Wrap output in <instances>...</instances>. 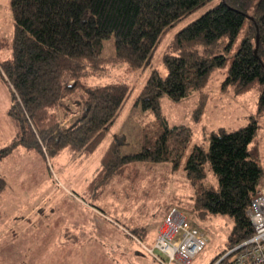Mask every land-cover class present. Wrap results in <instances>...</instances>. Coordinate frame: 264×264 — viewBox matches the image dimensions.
Masks as SVG:
<instances>
[{"label": "trees", "instance_id": "1", "mask_svg": "<svg viewBox=\"0 0 264 264\" xmlns=\"http://www.w3.org/2000/svg\"><path fill=\"white\" fill-rule=\"evenodd\" d=\"M213 1L204 14L174 33L161 57L164 74L153 70L148 75L135 100L151 117L140 129L138 150L121 154L119 144L108 145L87 186L93 198L114 179L133 181L142 165L177 167L191 131L169 124L160 101L178 103L198 94L192 116L198 121L207 104L204 89L211 75L224 67L242 31L223 87L235 95L256 90L257 116H264V0H9L10 56L0 64V74L9 88L7 115L15 136L0 149V160L17 147L45 158L64 150L73 156L92 154L130 88L122 80L90 86L88 79L105 78L118 66L141 71L167 32ZM109 39L111 54L104 58L103 44ZM76 94L79 99L71 111L63 102ZM68 118L72 120L63 125ZM257 130L255 120L236 130L218 128L184 161L185 180L194 190L191 215L196 220L226 217L231 223L226 249L211 264H232L238 251L224 256L253 235L249 210L264 177ZM208 171L216 185L206 181ZM2 188L0 179V193ZM125 230L137 241L146 237L143 226Z\"/></svg>", "mask_w": 264, "mask_h": 264}, {"label": "rangeland", "instance_id": "2", "mask_svg": "<svg viewBox=\"0 0 264 264\" xmlns=\"http://www.w3.org/2000/svg\"><path fill=\"white\" fill-rule=\"evenodd\" d=\"M8 2L0 0V64L10 56L7 45L12 36V18ZM215 3L197 10L167 32L141 71L127 72L124 66H118L110 69L105 78L88 79L90 86L122 80L130 88L114 122L92 154L73 156L64 150L56 157L45 158L17 147L0 160L3 181L0 264H158L157 261L178 264L175 259L169 262L154 248L159 233L164 231L163 222L172 210L185 217L186 225L195 230L199 228L206 235L205 249L190 264H211L226 249L230 221L220 216L196 220L191 215L194 190L186 182L182 168L193 147L201 144L209 132L218 128L236 130L255 120L256 147L264 172V116H257L258 93L250 90L235 95L231 88L223 87L243 31L226 54L224 67L211 75L204 89L207 104L198 121L192 119L198 94L178 103L166 98L160 101L161 114L169 124L182 125L191 131L177 167L172 168L168 163L142 165L137 167L133 181L114 179L98 198H93L87 189L110 143L119 144L121 154L138 150L140 129L151 120L135 106L141 87L151 71L164 74L161 57L174 33ZM110 43L111 39L103 44L104 58L111 54ZM78 97L76 94L65 98L63 103L74 111ZM10 105L9 88L0 74V149L9 145L15 136V126L7 115ZM71 120L68 118L63 125ZM206 181L216 185L209 171ZM259 188L264 195V177ZM135 226L145 227L146 237L142 241L127 236L125 228L132 230Z\"/></svg>", "mask_w": 264, "mask_h": 264}, {"label": "built area", "instance_id": "3", "mask_svg": "<svg viewBox=\"0 0 264 264\" xmlns=\"http://www.w3.org/2000/svg\"><path fill=\"white\" fill-rule=\"evenodd\" d=\"M249 220L253 235L238 246L232 264H264V195L262 192L251 203ZM164 231L159 233L154 248L169 262L190 264L206 247V235L199 229L186 225L185 217L172 210L163 222ZM151 253V252H150ZM161 263V261H159Z\"/></svg>", "mask_w": 264, "mask_h": 264}, {"label": "water", "instance_id": "4", "mask_svg": "<svg viewBox=\"0 0 264 264\" xmlns=\"http://www.w3.org/2000/svg\"><path fill=\"white\" fill-rule=\"evenodd\" d=\"M238 249H240V248L239 247L234 248L232 251L228 252L224 257L228 256L229 254H231L233 252H236Z\"/></svg>", "mask_w": 264, "mask_h": 264}, {"label": "crops", "instance_id": "5", "mask_svg": "<svg viewBox=\"0 0 264 264\" xmlns=\"http://www.w3.org/2000/svg\"><path fill=\"white\" fill-rule=\"evenodd\" d=\"M199 229V228H198Z\"/></svg>", "mask_w": 264, "mask_h": 264}]
</instances>
